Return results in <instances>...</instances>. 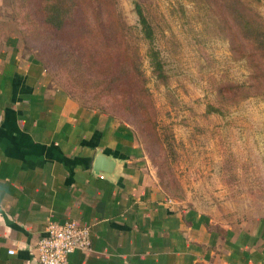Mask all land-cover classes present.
<instances>
[{"label":"rangeland","instance_id":"obj_1","mask_svg":"<svg viewBox=\"0 0 264 264\" xmlns=\"http://www.w3.org/2000/svg\"><path fill=\"white\" fill-rule=\"evenodd\" d=\"M246 1L264 18V0H242V12ZM38 2L10 0L6 9L26 49L44 56L54 87L71 88L80 103L130 130L135 158L166 196L215 226L264 218V85L253 77L246 38L226 0H76L73 21L53 31L28 21L27 12L38 18ZM135 3L154 29L161 77L150 64ZM67 51L81 58L90 78L108 81V64L118 76L129 56L139 71L101 87L89 79L77 89Z\"/></svg>","mask_w":264,"mask_h":264},{"label":"crops","instance_id":"obj_2","mask_svg":"<svg viewBox=\"0 0 264 264\" xmlns=\"http://www.w3.org/2000/svg\"><path fill=\"white\" fill-rule=\"evenodd\" d=\"M9 2L0 0V264H40L47 222L66 219L89 225L92 243L65 264H264V218L215 226L166 196L127 127L51 84L6 17Z\"/></svg>","mask_w":264,"mask_h":264},{"label":"trees","instance_id":"obj_3","mask_svg":"<svg viewBox=\"0 0 264 264\" xmlns=\"http://www.w3.org/2000/svg\"><path fill=\"white\" fill-rule=\"evenodd\" d=\"M21 1H24V3L26 2V0H21ZM226 2L227 5H229V9L231 11V13H229L230 20L232 21L234 20L236 27L238 29L243 30V35L246 38V60L248 61L252 71H256L253 77L258 82V86L264 85V82L261 81V77H264V18H262V16L258 12H256V10L251 6L250 1L249 2L246 1V12H242L239 9L238 4H244L242 3V0H226ZM75 4H76V0H39L37 6L35 7V12L37 14L36 16H38V18L33 19L31 17V14L28 12L26 13V16L28 17L27 18L28 21L30 22L33 20V23L36 26H38V23L40 24L41 22H43L47 28L51 29V31L62 30L65 27L66 19H70L73 21L74 12H75L73 8ZM135 7L138 15L140 32L142 36L150 43V47L148 49V57L150 59V64L153 70L157 73L156 74L157 77H161L164 75L162 61L159 58L158 51L152 45L155 38L154 29L151 23L149 22L148 18L146 17L145 13L143 12L140 4L135 3ZM40 15L43 18H40ZM236 46L239 47L240 45L236 43ZM53 50H55L59 56L60 53H64V51L58 48L51 49V51ZM34 56L36 57L37 60H39L42 63L44 69L47 72L48 68L44 56H42L39 52L35 53ZM66 58H67L66 62L68 65H69L68 60H72L69 66L74 64L76 65V67H72L71 69H72V75L76 80L75 83L77 84L74 86V88L77 89L86 88L85 85H87L89 79L93 80L91 83L95 82L96 86L101 87L102 83L104 82L109 84L110 81L111 82L116 80L117 82L121 81L122 72L124 73V75L129 77L131 72L134 71L135 74H138L139 71L138 61L135 58L129 56L128 63L124 62L122 65H118V69L120 73L118 76L114 75L113 72L114 68H112V65L108 64V69L105 70L104 76L110 77V79L106 81L105 79H100L95 76H92V78H90L86 72V68H84L81 58L75 55L74 53L67 51ZM92 63L95 64L94 62ZM90 84L88 85L90 86ZM61 89L68 96L74 98L73 96L75 91H72L71 88L68 89L66 88L65 90L62 87ZM100 93L104 95L106 92L100 91ZM125 95L126 94L124 93V98ZM137 104H138L137 107H139L142 110V113H144L146 107L142 103V101L138 100ZM80 105L87 109L97 111L96 109H94V107H90L82 103H80Z\"/></svg>","mask_w":264,"mask_h":264},{"label":"built area","instance_id":"obj_4","mask_svg":"<svg viewBox=\"0 0 264 264\" xmlns=\"http://www.w3.org/2000/svg\"><path fill=\"white\" fill-rule=\"evenodd\" d=\"M91 243L89 225L75 219L62 222L50 220L36 244V252L40 264H65L70 253L87 250ZM9 253H14V250L10 249Z\"/></svg>","mask_w":264,"mask_h":264},{"label":"water","instance_id":"obj_5","mask_svg":"<svg viewBox=\"0 0 264 264\" xmlns=\"http://www.w3.org/2000/svg\"><path fill=\"white\" fill-rule=\"evenodd\" d=\"M105 156L104 155H97L96 158H95V161H94V169L97 170V169H100L101 166H102V160H104ZM110 164V163H109ZM112 165V164H110Z\"/></svg>","mask_w":264,"mask_h":264}]
</instances>
